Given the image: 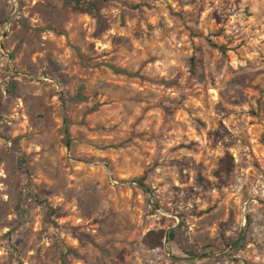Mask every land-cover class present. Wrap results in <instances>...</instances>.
<instances>
[{
	"label": "rangeland",
	"instance_id": "rangeland-1",
	"mask_svg": "<svg viewBox=\"0 0 264 264\" xmlns=\"http://www.w3.org/2000/svg\"><path fill=\"white\" fill-rule=\"evenodd\" d=\"M62 253L264 264V0H0V264Z\"/></svg>",
	"mask_w": 264,
	"mask_h": 264
},
{
	"label": "trees",
	"instance_id": "trees-1",
	"mask_svg": "<svg viewBox=\"0 0 264 264\" xmlns=\"http://www.w3.org/2000/svg\"><path fill=\"white\" fill-rule=\"evenodd\" d=\"M73 3L75 4V6L77 8H81L82 7V4H84V0H72ZM212 44V43H211ZM213 47H216V45L212 44ZM219 49H221V47H218ZM191 67L193 68L194 67V59H191ZM115 73H119V74H122V75H126V76H132L131 73H128L127 71H124V70H120V69H115L113 67H110ZM138 185L139 186H142V180H139L138 181ZM174 231H170L167 235V238L168 239H173L174 238ZM61 264H65V255L62 253L61 255Z\"/></svg>",
	"mask_w": 264,
	"mask_h": 264
}]
</instances>
